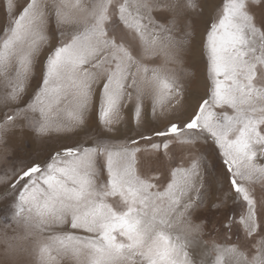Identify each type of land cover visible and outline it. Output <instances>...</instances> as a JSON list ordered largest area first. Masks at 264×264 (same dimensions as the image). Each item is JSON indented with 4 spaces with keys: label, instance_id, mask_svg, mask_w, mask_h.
Instances as JSON below:
<instances>
[{
    "label": "snow or ice",
    "instance_id": "1",
    "mask_svg": "<svg viewBox=\"0 0 264 264\" xmlns=\"http://www.w3.org/2000/svg\"><path fill=\"white\" fill-rule=\"evenodd\" d=\"M0 11L5 158L26 129L76 138L0 175L9 251L23 238L31 264H196L205 224L192 217L218 153L228 190L211 207L244 201V240L212 241L201 264H264V199L251 191L264 189V0H221L200 39V0H4ZM197 45L199 96L186 65Z\"/></svg>",
    "mask_w": 264,
    "mask_h": 264
},
{
    "label": "rangeland",
    "instance_id": "2",
    "mask_svg": "<svg viewBox=\"0 0 264 264\" xmlns=\"http://www.w3.org/2000/svg\"><path fill=\"white\" fill-rule=\"evenodd\" d=\"M23 0H17V3H22ZM4 0H0V8L3 7ZM201 5L204 8L203 15H197L194 17V26L198 34V39L202 38L204 32L207 29V22L211 18L212 13L216 11L218 5H220L221 0H200ZM3 13L0 11V25L3 24ZM55 43V41H53ZM186 65H195L194 70L197 74L196 81L191 87V91L196 95H203L206 91V80L204 77V60L199 51V45H197L194 51L190 54L186 60ZM39 76V69H37V77ZM191 99L188 103H191ZM135 121L133 117L124 113V119L117 125V127L127 130L128 127L134 126ZM148 127V125H145ZM27 133L21 136L19 133L13 136L12 143L14 145V150L9 153L11 159H7L4 156L3 149H0V175L3 174L5 168H10L12 164L21 165L27 163L29 158H35L38 154H45L48 147H59L61 144L72 145L75 141V137L64 138L61 137L57 139L55 134L46 138L44 141L35 140V134L30 130H25ZM135 136V132L130 133ZM159 142V139L157 140ZM173 152H179V146L172 149ZM211 152V149L208 150ZM207 178L212 182V188L209 193V197L205 199V207L198 209L193 214V221L195 223L202 222L205 224V229L200 237L197 246L190 248L189 251L193 256L196 264H201V254L205 251V248L210 246L212 241L217 243L223 242H243L244 232L241 229L239 221L244 217L248 211L247 205L244 201L236 199H227L224 201L223 206L220 209L211 207L212 202L218 196H222L224 192L228 190V184L226 178L223 174V162L219 158L218 153L212 155L210 160L207 162ZM216 177L213 182L212 178ZM4 185L0 184V192L3 191ZM252 194L255 199H264V189H261L260 185L257 184L252 188ZM258 217L262 225H264V206L257 208ZM200 216L201 219H197ZM225 218H230L229 223L231 228L227 230V237L229 241H225L226 230L223 227V220ZM203 249V250H202ZM211 259V257H208ZM65 264H69L68 261Z\"/></svg>",
    "mask_w": 264,
    "mask_h": 264
},
{
    "label": "clouds",
    "instance_id": "3",
    "mask_svg": "<svg viewBox=\"0 0 264 264\" xmlns=\"http://www.w3.org/2000/svg\"><path fill=\"white\" fill-rule=\"evenodd\" d=\"M22 230L24 226H20ZM29 247L28 241L21 238L19 239L14 248L9 251L2 239H0V264H31V260L27 255V249ZM69 264H73L72 260H68Z\"/></svg>",
    "mask_w": 264,
    "mask_h": 264
},
{
    "label": "bare ground",
    "instance_id": "4",
    "mask_svg": "<svg viewBox=\"0 0 264 264\" xmlns=\"http://www.w3.org/2000/svg\"><path fill=\"white\" fill-rule=\"evenodd\" d=\"M203 250V249H202Z\"/></svg>",
    "mask_w": 264,
    "mask_h": 264
}]
</instances>
